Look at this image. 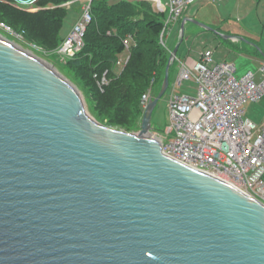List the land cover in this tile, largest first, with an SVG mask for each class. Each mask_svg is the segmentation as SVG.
<instances>
[{
	"label": "water",
	"instance_id": "1",
	"mask_svg": "<svg viewBox=\"0 0 264 264\" xmlns=\"http://www.w3.org/2000/svg\"><path fill=\"white\" fill-rule=\"evenodd\" d=\"M187 23L238 39L183 18L138 133L0 35V264H264V205L148 137Z\"/></svg>",
	"mask_w": 264,
	"mask_h": 264
},
{
	"label": "built area",
	"instance_id": "2",
	"mask_svg": "<svg viewBox=\"0 0 264 264\" xmlns=\"http://www.w3.org/2000/svg\"><path fill=\"white\" fill-rule=\"evenodd\" d=\"M20 9L39 7L42 0H6ZM96 0H77L82 3L80 14L70 33L56 50L66 59H74L85 46L88 26L93 21L92 7ZM151 2L155 11L165 15L160 44L167 51L173 27L195 0H127ZM12 32L11 27L1 25ZM21 37L20 35H18ZM126 52L130 45L125 41ZM128 57L118 62L124 67ZM174 88L185 82L198 85L197 96L172 95L169 101L170 127L163 134L151 133L162 146L167 157L196 171L221 180L264 205V121L256 125L245 117V105L258 102L264 96V64L260 69L263 79L256 74L236 77V67L215 63L214 54L207 50L199 61L182 62ZM109 82L106 75L99 82L103 88ZM155 97L151 87L143 94L141 107L145 109ZM171 135L173 138L170 139Z\"/></svg>",
	"mask_w": 264,
	"mask_h": 264
},
{
	"label": "rangeland",
	"instance_id": "3",
	"mask_svg": "<svg viewBox=\"0 0 264 264\" xmlns=\"http://www.w3.org/2000/svg\"><path fill=\"white\" fill-rule=\"evenodd\" d=\"M110 2H114V0H110ZM210 2L213 4L212 6H207V3ZM73 3L76 2H69L64 5L63 7H67L69 9V13L66 16V19L64 21L62 30H61V36L65 37L67 33L73 28L75 23V19L80 12V8L82 3L78 2L74 5ZM0 4L2 5H11L6 0H0ZM54 4H50L51 7H53ZM215 8H224V4L220 0H195L191 5L188 6L187 10L184 14H188L190 16H198L199 11L202 10V12H206L209 17H212L215 15ZM15 7V6H14ZM61 7V6H60ZM71 8V9H70ZM45 8L43 7H37L34 9H21L19 11L33 15L41 12ZM56 8H53V11L55 12ZM231 3L227 5V8H225L224 11L229 12L230 14L233 13ZM4 10L0 6V35L7 38L11 42L15 43L19 47L23 48L27 52L35 55L48 65H50L59 75L64 77L66 80H68L74 87L77 88L79 93L81 94L85 107L89 115H91L94 119H96L98 122L116 129V130H122L129 133H138L141 129V121L137 122V116L133 109H128L127 107L131 104L137 103L140 100V96L142 91L145 89L143 84L148 83L151 80V76H147L143 81L137 82L136 87L138 89V92L134 95L131 94L130 98L125 99L118 95H116V92H113L110 94H104L101 96L95 94V86L94 82H92V77L94 73L98 72V70H94L91 72V75L87 74V70L89 69H83L80 68L79 65H75V63L71 62L70 60H66L62 57H60L57 53L56 46H53L49 41L45 39V32L41 30L40 28L36 27L32 28L27 25V23L23 20L25 17L21 16H15L12 15V12ZM22 14V13H21ZM26 14H22L23 16ZM183 14V18H184ZM48 15V14H47ZM46 16H36L32 17L33 22L40 24V21L44 23V18ZM182 18V20H183ZM11 23L15 29H23L24 27H28L30 37L31 39H25L23 36L19 37L17 33L11 28L12 32H8L7 30H4L1 26L4 22ZM229 26L231 27V33L234 32V27L238 23L235 19V17H231L228 19ZM180 24L181 21L178 22L172 29L171 35H173L172 40L170 43L168 42V46L173 48V38L179 37L180 35ZM194 29L195 35H186L184 38L183 43L181 44L179 57L182 61H185V58L187 54L189 53L190 58L192 59H198L199 55L205 53L207 50H210L214 54V62L215 63H228L231 65H235L237 69L236 77L238 79L244 77L247 73L253 72L256 74V81L259 82L263 79L260 69L262 68L263 64L260 62L259 59L253 57V56H243L239 55L237 53V44L236 42H233L231 40L223 39L222 37H219L215 35L212 32L203 30L199 27H192ZM179 29V30H178ZM260 30V29H258ZM261 32V30H260ZM40 33V34H38ZM232 36V35H231ZM143 38L151 39V36L148 33L143 34ZM262 38L259 36V41ZM32 40V41H31ZM240 45L245 46L248 51H250L249 54L254 53L255 46L254 44H244L242 42H239ZM247 43V42H246ZM264 44V40H263ZM130 45L132 43L130 42ZM106 47V45H103ZM188 49L185 55L183 54V49ZM264 48V46H263ZM173 49H171L169 52V58L171 56ZM130 53L123 54L118 59L119 61H122L126 59ZM146 58L145 62L143 63V67L145 66V69L147 68V71H149V74L158 72L160 76L165 77V71H166V65L160 67L159 71L151 72V56H145ZM169 58L166 61H169ZM70 61V62H69ZM144 61V60H143ZM176 62V61H175ZM168 63V62H167ZM175 64V63H174ZM168 65V64H167ZM178 63H176L174 66L172 65L171 70V80H170V86L165 93V95L162 97V99L159 101L152 118V131L151 133H154V131H158L159 134H163L166 132V130L170 127L171 120H170V110H169V101L172 97V95H188L195 97L198 93V85L195 82H185L182 86H176L174 88V84L177 80L175 72L178 71ZM95 69V68H94ZM108 69L107 67L100 68L99 71H106ZM115 75H120L123 72V69L121 67H118V69H115ZM93 73V74H92ZM147 75V74H146ZM122 83H131L133 81L126 80L123 78L121 81ZM99 86V82H98ZM107 86V85H106ZM100 88V87H99ZM100 90L104 91L103 88H100ZM108 95V97H107ZM112 97H117L116 99H112ZM142 99V98H141ZM107 101L110 102V109L107 111ZM245 117L250 119L253 123L256 125H260L264 121V96L260 99L258 102H250L245 105ZM144 112V111H143ZM122 120L125 125L124 126H118L116 125V121ZM125 120V121H124ZM173 138V135H171L170 139Z\"/></svg>",
	"mask_w": 264,
	"mask_h": 264
},
{
	"label": "trees",
	"instance_id": "4",
	"mask_svg": "<svg viewBox=\"0 0 264 264\" xmlns=\"http://www.w3.org/2000/svg\"><path fill=\"white\" fill-rule=\"evenodd\" d=\"M71 1L78 3L77 0H42L39 2V6L45 9L33 15L23 13L19 11L21 10L20 8L14 7L13 5L0 4V6L4 10L10 11V13L12 12V15L25 17L23 20L29 27L35 29L38 27L46 31L45 39L53 46H56L54 49L56 50L66 38L61 36V30L66 16L69 13V9L62 5ZM50 4H54L53 7H51ZM53 8H56L54 9L55 12ZM21 13L26 15L23 16ZM79 14L80 12L78 15ZM92 14L93 21L87 28L84 39L85 46L83 50L70 61L75 63V65H79L80 68H89L87 70V74L89 75H91V72L94 70H98L93 76L91 75V79L92 82H94L95 94H100L99 96L105 93L110 94V92H116V95L128 99L131 94L135 95L138 92L136 83L143 81L147 76H151V80L143 84L145 89L141 93L140 100L127 107V110L133 109L135 111L137 122L139 123L141 118H143L144 111L141 107V98L151 87L155 89V96L159 94L164 79L155 71H159L162 66L166 65L167 67V62H169L166 60L169 58L170 52L160 44V36L164 29L165 15L157 13L151 2H132L127 0H117L114 2H110V0H96L93 2ZM36 16H46L44 18V23L40 21L38 25L33 22L32 17ZM4 24L11 27L15 33L23 36V38L28 40L31 39L30 31L27 29L28 27L17 30L9 22L5 21ZM145 32L151 36V39L148 40L143 38ZM129 39H131L132 43L129 61L122 67L123 72L120 75H115L114 71L119 67L118 59L121 55L126 54L125 41ZM103 45H106V47ZM145 56H151L150 71L155 72L153 75L152 73L149 74L145 66L143 67V63L146 60V58L144 59ZM104 67L108 69L104 72H102L103 70L99 71L100 68L102 69ZM104 75H106L109 84L104 86V91H102L98 86V82L102 80ZM123 78L133 82L129 84L125 82L122 83L121 81ZM116 98L117 97H112V99ZM110 105V102L107 101V111L110 109ZM116 125L124 126L125 123L122 120H118L116 121Z\"/></svg>",
	"mask_w": 264,
	"mask_h": 264
},
{
	"label": "crops",
	"instance_id": "5",
	"mask_svg": "<svg viewBox=\"0 0 264 264\" xmlns=\"http://www.w3.org/2000/svg\"><path fill=\"white\" fill-rule=\"evenodd\" d=\"M117 1V0H114ZM210 1V0H207ZM223 4H224V8L222 7L220 8H215L214 6V10H215V15H213L212 17H209V15L206 12H202L199 11L198 16H190L187 13L184 14V18L185 17H190L193 19H196L206 25H208L211 28H214L215 30L225 34V35H232L235 37H238V39H234L231 40L233 42H236L237 44V53L239 55H243V56H253L257 59L260 60V62L264 63V57L259 54V52H257V49L255 48V51L252 54H249L250 51H248L246 49L245 46L240 45L239 42L244 43L245 45L248 43L251 44H255L257 45L261 51L264 53V44H263V40H264V0H220ZM231 3L232 6V10L233 13H229L227 11H224L225 8H227V5ZM213 4H211L210 2L207 3V6H212ZM78 16L75 19V22L78 19ZM235 17L236 21L238 22L235 27H234V32L231 33V27H228L230 24L228 22V19ZM75 24V23H74ZM181 26V24H180ZM73 27V26H72ZM192 27H195V25L191 24V23H187L186 24V31H185V36L188 35H195L193 34L194 29ZM197 27V26H196ZM260 29V30H258ZM179 30V29H178ZM71 31V30H70ZM69 31V33H70ZM67 33L66 36L69 34ZM65 36V37H66ZM259 36L260 38H262L259 41ZM173 35H170L169 38V43L172 40ZM179 37H175L173 38V48L169 47V50L173 49L178 45L179 43ZM240 38H243L247 41H243ZM129 45L131 42V39L126 40ZM131 47V45H130ZM181 48V46H180ZM188 49H183L182 52L185 55ZM180 52V49H179ZM178 52V54H179ZM200 56L198 57V59H192L189 56V53L187 54L185 61H182L181 58L179 57V55L177 56L176 59V63H178V71L175 72L176 77H178L179 74V64L182 62H196L200 60ZM236 73H237V69H236Z\"/></svg>",
	"mask_w": 264,
	"mask_h": 264
},
{
	"label": "bare ground",
	"instance_id": "6",
	"mask_svg": "<svg viewBox=\"0 0 264 264\" xmlns=\"http://www.w3.org/2000/svg\"><path fill=\"white\" fill-rule=\"evenodd\" d=\"M148 137L155 139V136L153 134H149Z\"/></svg>",
	"mask_w": 264,
	"mask_h": 264
}]
</instances>
